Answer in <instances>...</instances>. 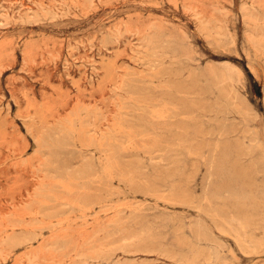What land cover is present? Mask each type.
<instances>
[{"label": "rangeland", "instance_id": "374dc122", "mask_svg": "<svg viewBox=\"0 0 264 264\" xmlns=\"http://www.w3.org/2000/svg\"><path fill=\"white\" fill-rule=\"evenodd\" d=\"M255 159L264 0H0V264H264L213 218Z\"/></svg>", "mask_w": 264, "mask_h": 264}, {"label": "bare ground", "instance_id": "6f19581e", "mask_svg": "<svg viewBox=\"0 0 264 264\" xmlns=\"http://www.w3.org/2000/svg\"><path fill=\"white\" fill-rule=\"evenodd\" d=\"M155 66V65H153ZM188 97V96H187ZM231 97V96H230ZM237 99V97H236ZM236 102V101H235ZM221 108V106H220ZM235 110V108H234ZM242 112V111H241ZM225 113V112H224ZM240 115V114H238ZM242 117V116H241ZM246 117V116H245ZM226 126V125H225ZM227 128V127H225ZM224 128L223 131H227L226 129ZM241 128V127H240ZM239 128V129H240ZM249 128V127H248ZM232 129V128H231ZM242 130V129H241ZM253 132V131H252ZM224 133V132H223ZM230 133V132H229ZM228 133V134H229ZM239 133V132H238ZM246 133V131H245ZM249 133V132H248ZM251 135V134H250ZM226 136V134H225ZM237 136V135H236ZM249 137V135H247ZM253 136V135H252ZM250 138V137H249ZM248 138V139H249ZM220 139V138H219ZM245 139V137H244ZM252 139H255L257 140V138H252ZM250 139V140H252ZM244 142V141H243ZM249 142V141H248ZM251 142V141H250ZM249 142V143H250ZM259 142V141H258ZM253 143V141H252ZM251 143V144H252ZM260 145H261V142H259ZM216 145V144H215ZM237 145V143H236ZM245 145V142L244 144ZM260 145L258 144H252V146L248 147L245 151H246V155H249V156H253L255 151L257 150H260L259 147H261ZM244 148V147H243ZM218 149V148H217ZM262 147H261V150L260 152H263L262 151ZM236 151V150H235ZM242 151V150H241ZM221 152V151H220ZM223 152V151H222ZM259 152V151H257ZM126 153V152H124ZM216 153V152H215ZM127 154V153H126ZM258 154V153H257ZM243 155V154H242ZM256 155V153H255ZM238 157V156H237ZM246 157V156H244ZM128 158V157H127ZM250 158V157H249ZM254 158V157H253ZM230 159V158H229ZM238 160V159H237ZM256 160V159H255ZM232 161V160H231ZM226 160H225V156L224 154L218 156V158H214L211 162H210V177L212 178V176H215V175H219L222 178H224V176L226 175L225 172L227 169L226 168ZM228 163V162H227ZM231 163V162H230ZM234 164V163H233ZM141 165V164H140ZM238 164H236L237 166ZM144 166V165H143ZM141 166V167H143ZM240 166V165H239ZM230 167V166H229ZM200 170V169H199ZM231 172V170H230ZM255 175V174H261L263 176V183L260 187L256 188L252 183L248 182V181H244L242 184H240V186L236 189V191L234 190H227V193L230 194L229 197L231 198V203L233 204V207H234V210H236V213L237 211H241L243 212V210H245L243 212V214L245 213L246 214V210L248 211H251V214L250 216H245L244 214V217H240L239 221L237 219V222H239V230H234V227L233 224L230 222V221H227L225 218H224V215H223V212L221 211H215L213 212L214 213V219L215 217L216 218H220V219H216V221H219L218 223V228L219 230L223 233V234H226V235H232L234 236L236 239V241L238 242L239 244V241H241L242 243L245 242L247 240H249V243L253 244V246L255 245H259L256 243V239L254 240V236L251 235V232L253 233V230L254 227L258 224H255L256 220H255V217H259V218H262L261 221H260V225L262 226V229L264 230V160L263 159H260V160H256V161H252V164L248 166L247 170L244 172V175L246 176L247 179H249L250 177V181L252 176ZM235 176V175H234ZM256 177V176H255ZM191 178V177H190ZM215 178V177H214ZM219 178V177H218ZM227 178V177H226ZM245 178V177H244ZM213 179V178H212ZM217 179V178H216ZM235 179V178H234ZM237 179V178H236ZM253 179V178H252ZM211 180V179H210ZM224 180H226L224 178ZM229 180V179H228ZM243 180V179H242ZM227 181V180H226ZM230 181V180H229ZM237 181V180H236ZM241 182V180H239ZM224 182V181H223ZM221 183V182H220ZM237 183V182H236ZM236 185V184H235ZM222 190V189H221ZM224 194V193H223ZM213 195V194H212ZM215 196L219 199H223V195L219 192H217V194H215ZM211 198H213L212 196H210ZM216 198V199H217ZM214 199V198H213ZM218 199V200H219ZM226 199L228 198H225V200H223L224 202L227 201ZM208 200V199H207ZM221 201V200H220ZM228 201H230V199H228ZM223 202V203H224ZM205 203V202H204ZM226 203V202H225ZM224 203V204H225ZM209 204V203H208ZM227 204V203H226ZM203 205V204H202ZM211 206V205H210ZM227 206V205H226ZM203 208V207H202ZM212 209V207L210 208ZM201 211V210H200ZM241 215V214H240ZM212 217V216H211ZM233 217V216H232ZM172 218V217H171ZM234 218V217H233ZM232 219V218H231ZM215 221V222H216ZM233 221V220H232ZM180 222V221H179ZM258 223V222H256ZM154 225V224H153ZM200 227V226H199ZM182 228V227H181ZM200 229V228H199ZM253 230V231H252ZM259 231V230H258ZM176 233V232H175ZM255 233V232H254ZM196 235V234H195ZM183 236V235H182ZM177 237V236H176ZM180 238V237H179ZM188 238V237H187ZM191 239V238H190ZM215 239V238H214ZM214 239H213V236L211 233H208V232H201L199 233L198 235V245L199 243L201 242H214ZM185 240H188V239H185ZM261 240V239H260ZM264 241V240H263ZM188 242V241H187ZM180 245L182 246H185L189 249V252H190V256H182L180 258V261L184 264H200V262L202 261H211V260H218L219 259V256L216 255V253L213 252V254L211 253L212 257H209L207 254L209 253H205V251L199 249L196 244L193 245H187L185 244L183 241L179 240L178 242ZM190 243V242H189ZM188 243V244H189ZM241 243V244H242ZM244 243V244H245ZM261 244V242H259ZM155 245V244H154ZM225 246H227L225 244ZM248 246V245H247ZM264 247V246H263ZM262 249V248H261ZM257 250V249H256ZM233 251V250H232ZM252 251V250H251ZM246 252V251H245ZM253 252V251H252ZM176 253V252H175ZM250 253V252H249ZM172 254V253H171ZM210 255V253H209ZM177 256V255H176ZM228 258V257H227ZM221 259V258H220ZM226 259V258H225ZM237 261V260H236ZM220 262V261H219ZM229 263V262H227ZM224 264V263H223Z\"/></svg>", "mask_w": 264, "mask_h": 264}]
</instances>
